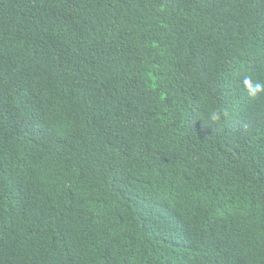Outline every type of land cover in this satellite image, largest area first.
Masks as SVG:
<instances>
[{
	"label": "trees",
	"instance_id": "1",
	"mask_svg": "<svg viewBox=\"0 0 264 264\" xmlns=\"http://www.w3.org/2000/svg\"><path fill=\"white\" fill-rule=\"evenodd\" d=\"M245 78L264 0H0V264H264Z\"/></svg>",
	"mask_w": 264,
	"mask_h": 264
},
{
	"label": "clouds",
	"instance_id": "2",
	"mask_svg": "<svg viewBox=\"0 0 264 264\" xmlns=\"http://www.w3.org/2000/svg\"><path fill=\"white\" fill-rule=\"evenodd\" d=\"M244 87L248 92L250 97L255 98L258 94L264 93V84H255L253 85L252 81L248 78H245L243 81ZM210 119L213 122H218L221 119V114L219 111H213L210 115Z\"/></svg>",
	"mask_w": 264,
	"mask_h": 264
}]
</instances>
